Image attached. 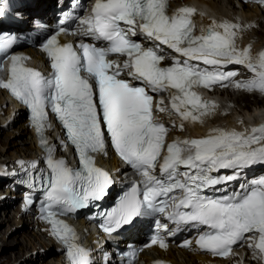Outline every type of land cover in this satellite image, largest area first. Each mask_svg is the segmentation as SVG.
<instances>
[{
	"label": "snow or ice",
	"instance_id": "6c2138e0",
	"mask_svg": "<svg viewBox=\"0 0 264 264\" xmlns=\"http://www.w3.org/2000/svg\"><path fill=\"white\" fill-rule=\"evenodd\" d=\"M5 4L6 0H0V17L6 13ZM68 15L65 13V18ZM195 15L203 13L187 6L169 13V0H95L91 14L79 20L86 26L80 34L106 46L61 43L59 35L67 29L60 27L41 45L52 69L47 75L28 67L27 57L9 55L17 38L0 34V57L11 60L10 77L0 80V88L9 90L29 109L45 150L47 171L39 161L20 160L17 164L34 190H45L42 219L66 245L68 264H91L90 255L79 245L75 229L57 217L86 208L90 201L107 194L111 176L96 165L93 156L106 150L105 132L119 156L142 180L134 181L115 206L101 213L104 231L113 233L140 217L165 214L177 230L182 225L206 229L195 239L202 250L228 257L233 246L252 241L248 247L258 250L264 259V176L240 184L242 191L230 196L204 194L239 180L244 169L264 164V124L244 131L217 127L204 137H177L169 143V127L154 115L150 93L174 90L171 112L180 117L182 130L185 121L203 122V117L218 107L203 99L195 86L227 87L228 82L237 89L264 93V51L253 58L250 45L242 50L236 46L243 26L213 20L197 35ZM64 23L61 19L60 24ZM137 25L141 35L156 43L155 48H144L131 38L137 35ZM161 45L183 59L162 66ZM114 54L128 57L123 66L109 59ZM193 62H202L211 70ZM228 64L244 65L255 75L247 81L234 80L235 72L221 70ZM126 69L129 78H121ZM163 104L161 98L159 105ZM157 110L166 111L162 106ZM49 111L62 123L82 167L74 169L65 159L55 157L56 146L45 134L51 126ZM224 169L232 173L214 175ZM32 203L29 196L27 204ZM156 228L175 234L159 221ZM192 244L186 240L183 246ZM152 245L168 246L158 234L146 247ZM127 255L135 259L136 253Z\"/></svg>",
	"mask_w": 264,
	"mask_h": 264
},
{
	"label": "bare ground",
	"instance_id": "6f19581e",
	"mask_svg": "<svg viewBox=\"0 0 264 264\" xmlns=\"http://www.w3.org/2000/svg\"><path fill=\"white\" fill-rule=\"evenodd\" d=\"M37 6L35 8L29 9V12L36 13L37 16L48 13L49 8L52 4H54V0H37ZM180 1H188L191 3L196 4L199 6L202 10L206 12V14L203 13V15L197 16V21L202 22L205 26V29L207 28L208 24H210L213 20L220 22V21H230L233 23H237L238 21H242L241 18L238 15L231 16L228 14V10L225 9L226 7L222 5V0H180ZM228 4L233 5V8H236L235 0H227ZM228 8V7H227ZM232 8V9H233ZM242 8H249L250 10H253V20L252 25L259 26L258 31L263 35L262 45L261 43L255 44L251 46V53L253 58L257 56L258 53L261 51H264V8L259 7L255 4H244L242 5ZM203 11V12H204ZM236 12V11H235ZM28 13V12H27ZM256 26V27H257ZM256 30V29H255ZM258 34V33H257ZM247 34L243 33L241 30L239 31V35L236 38V46L239 48L244 49L248 47L249 45L246 44L247 40ZM250 35V34H248ZM31 53L35 57L41 58L42 54L36 50H30ZM243 72H246V69H244ZM244 74V73H243ZM247 75H243L242 81H246ZM229 88L226 90L221 91H214L219 96L220 94L228 92ZM231 91V90H229ZM233 92H235L233 90ZM255 93V92H253ZM259 94V93H257ZM258 98H263L264 93L259 94ZM262 102V101H261ZM255 102L256 107L263 105L262 103ZM250 101H248L246 98H238L236 103L239 107L240 111H247L249 112L250 108ZM218 107L216 109H221L223 111L224 115L226 117H222L221 120H219L217 125H214V122L207 123L205 120H207L208 115H205L203 117V122L197 121L192 124H184L183 130L177 125L175 128H171V133L178 134L179 136H202L209 134L210 130L217 127H222L226 129H238L242 130L245 128L250 129L255 124L259 123V120L256 122V118H254V121L248 122L245 120V118H231L228 115V110L222 108L221 105L217 103ZM0 124L1 123H8L11 124L15 122L18 119L22 118L23 111L22 109L18 108L15 111V115H11L12 108L5 106L3 101V94L2 91H0ZM5 106V107H4ZM261 108V107H260ZM251 112V111H250ZM249 112V114H251ZM256 112H264V109H258L256 108ZM256 113V114H257ZM264 114V113H262ZM260 113V115H262ZM252 115V114H251ZM8 119V120H7ZM226 121L224 122V120ZM240 121H243V123H240ZM14 129V128H13ZM18 129V131H17ZM17 129L12 130L8 134L7 139H1L0 143H7L8 149L6 151L0 149V193L3 191L5 200L0 199V240L3 241V244L0 245V260L3 257L1 255V252L4 254L8 253L10 257H12V252H15V257H13L15 260L22 258L21 252L26 250L29 251V249H35L37 252L48 251L52 252L51 260H47L46 262H43L41 264H63L62 255L60 254L59 250L56 247L55 242L49 237L47 230L43 228L41 225H37L32 221H29L27 217L21 213V211L16 208L14 215H9V211L14 206V201L12 200V193L8 191V189H3L2 185L6 183L7 181L2 180V177H5L6 174L13 173V171L17 170V161L24 160L28 161V159H35L38 155L37 151V145L35 143L34 138L32 137V132L25 127L24 122L20 124V126L17 127ZM22 135H28L29 138H25ZM11 136L18 137L19 139H11ZM20 144V145H18ZM9 148H11L9 150ZM8 154V158L3 159L2 156H6ZM102 163H106L112 166V168L116 169L117 167V159L114 156H107L105 160H101ZM6 166V170H5ZM6 179V178H3ZM10 190V189H9ZM25 190H21L20 193L16 194V197H20ZM8 197V198H7ZM2 207V208H1ZM5 211H4V210ZM1 210L5 212V217H1ZM8 213V215H6ZM8 223L7 228L1 227L2 224ZM17 226V227H15ZM26 226L29 227V230L24 232L23 234V240H17V238L9 239V236H11L13 233L17 232L19 228ZM93 237V235H90ZM140 243V242H138ZM19 247H18V246ZM17 246V247H16ZM11 249V250H10ZM31 250V251H33ZM159 254L161 256H164L166 259L172 260L175 264H235L237 259L230 258L226 260L217 259V258H210L206 255H202L199 252L196 251H190V250H181V249H172L168 252H160ZM44 255V254H43ZM158 257L157 255V249H150L146 250L142 255L140 256V260H145L147 264H153V261L156 260ZM97 258V257H96ZM246 262H243V264H258L255 261L252 260H245ZM240 264V262H238ZM136 264H139V261H137Z\"/></svg>",
	"mask_w": 264,
	"mask_h": 264
},
{
	"label": "rangeland",
	"instance_id": "374dc122",
	"mask_svg": "<svg viewBox=\"0 0 264 264\" xmlns=\"http://www.w3.org/2000/svg\"><path fill=\"white\" fill-rule=\"evenodd\" d=\"M222 2H223L222 5L226 7L225 9H227L229 11L228 14H230L231 16L238 15L241 18L242 21L237 20V24L242 25L243 27H242L241 31L243 33L247 34L246 35L247 36L246 44L252 46V45L261 43V45H262L263 35L261 33H259V31H258L259 26H257V24H255V26L252 25V20H253L252 12H253V10H250L249 8H242V6L238 5V4H236V8H233V5L228 4L227 0H222ZM248 34H250V35H248ZM229 90H231V91H229ZM229 90H228V92L226 91L225 93L220 94L219 96L217 95L216 101L219 105L222 106V108L227 109L229 111L228 115L231 118H238L239 117V118H245L246 121H249L253 116L251 114H248L247 111H245V110L239 112V107L237 106V104H235L238 98H241V99L246 98L248 101L251 102L249 111H254L253 105L255 104V102L260 103L262 101L264 104V97L262 99L258 98V96H260L259 94H261V92H259V91L249 92V91H246L244 89H237L234 86L229 87ZM233 90L235 92H233ZM253 92H255V93H253ZM257 93H259V94H257ZM222 115H224V113H223V111H221V109H219V108L215 109L214 112H212L208 115V118H207V120H205V122H207V123L214 122V125H217L218 124L217 122L219 120H221L222 117H226V116H222ZM225 121H226V119L224 120V122ZM21 123H22L21 119H18L11 124H8L6 122L1 123L0 124V138L1 139H7L8 134L6 135V133H9V132L11 133L12 130H14V129L16 130L17 127L20 126ZM17 131H18V129H17ZM22 136L25 138H29L28 135H22ZM11 139L12 140H14V139L18 140L19 138L11 136ZM18 145H20V144H18ZM0 149L6 151L8 149V144L7 143H0ZM10 149L11 148H9V150ZM2 157H3V159L8 158V154L6 156H2ZM16 194L17 193H15V194L13 193V197L18 198L15 196ZM5 199L6 198H3L1 200H5ZM15 209H16V206L14 204V206H12V208L9 211L10 212L9 215H14ZM3 210H1V217L2 218L5 217V212H4L5 210L4 211ZM6 215H8V213H6ZM7 226H8V223L2 224L1 227L7 228ZM15 227H17V226H15ZM28 230H29V227L23 226V227L19 228L17 232H15L11 236H9V239L12 240V238L16 234V236L14 238H17V240H23V234H24V232H26ZM2 244H3V241L0 240V245H2ZM31 250H33V249H29V251H27V253H26V250L22 251L21 252L22 258H19L17 260H15L13 258V257H15V252H12V255H11L12 257H10L8 255V253L4 254L3 252H1V255H3V257L0 260V264H41L43 262H46L47 260L52 259V257H50L52 255V252L44 251V253H42V252L40 253V252H37V250H35V249L33 251H31Z\"/></svg>",
	"mask_w": 264,
	"mask_h": 264
}]
</instances>
